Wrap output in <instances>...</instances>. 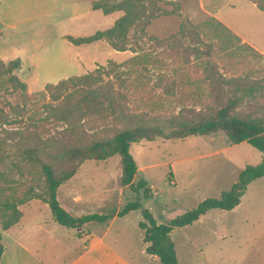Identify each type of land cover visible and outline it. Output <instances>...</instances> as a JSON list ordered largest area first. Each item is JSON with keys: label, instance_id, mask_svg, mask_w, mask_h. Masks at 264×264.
<instances>
[{"label": "rangeland", "instance_id": "rangeland-1", "mask_svg": "<svg viewBox=\"0 0 264 264\" xmlns=\"http://www.w3.org/2000/svg\"><path fill=\"white\" fill-rule=\"evenodd\" d=\"M95 1L0 0V59H20L21 69L16 74L25 84V95L35 96L49 84L115 64L121 65L114 68L115 72L129 70L122 74L125 82L115 87L123 94L128 92L125 112L135 121L166 124L172 119L210 116L231 98L234 86L224 82L231 79L259 86L253 95L237 93L240 102L232 114L264 118V11L254 0H145L149 12L156 15L143 31L135 27L130 30L132 47L126 51L115 50L106 39L84 44L69 39L106 31L125 14L121 10L104 14L93 9ZM17 4L26 10L16 22H9L4 12L8 5ZM135 57L136 61L128 63ZM29 103L22 122L0 127V158L11 155L22 164L23 174L11 169L9 161H1L0 171L13 180L10 196L21 202L18 207L22 213L26 211L25 228H33L39 220L46 226L54 222L50 230H55V236L76 238L78 231L89 230L86 224L77 229L62 227L54 221L47 204L27 198L24 192L30 183H37L39 189L44 184L35 180L39 168L22 163L19 154L30 146L43 147L42 153H56L61 145H86L125 124L94 115L72 127L61 122L35 127L27 119L35 113ZM51 144L57 148L47 147ZM131 148L141 165L134 182L146 179L152 197L146 199L142 190L138 193L121 184V160L114 155L106 160L63 165L76 168V173L60 185L57 198L75 217L91 212L115 214L127 202L139 199L142 207L117 218L106 238L133 264H161L145 252L139 228L143 209L149 210L158 223L168 222L204 199L220 197L247 165L256 166L263 157L249 143L234 145L221 132L142 140L132 143ZM90 197L104 203L88 208ZM33 203L38 206L29 208ZM92 224V232L102 231L101 225ZM33 233L30 231L31 236ZM41 236L49 240V235ZM171 236L179 264H264V176L248 186L234 209L210 210L192 225L175 227ZM73 248H62L59 257L52 256L53 264H62Z\"/></svg>", "mask_w": 264, "mask_h": 264}, {"label": "trees", "instance_id": "trees-1", "mask_svg": "<svg viewBox=\"0 0 264 264\" xmlns=\"http://www.w3.org/2000/svg\"><path fill=\"white\" fill-rule=\"evenodd\" d=\"M144 1H95L92 5L93 9H101L104 14L117 10L124 11L125 14L106 31H97L86 38L69 39L75 44L106 39L117 51L130 49L132 47L129 40L130 30L135 27L143 31L156 15L152 11L149 12ZM254 1L259 9L264 11V0ZM134 61L136 57L128 63ZM115 67H121V65L98 67L83 76L68 78L57 84H49L40 94L27 96L25 95V84L16 74L21 69L20 59L8 62L0 59V127L5 124L22 122L25 111L30 106L29 102L34 107L35 113L29 115L27 119L29 124L35 127L54 122H61L72 127L94 115L108 116L119 124H125L124 127L110 132L106 137L93 140L86 145H61L59 146L60 151L56 153H42L43 147L30 146L19 154L22 163L26 161L39 168L38 177H35V180L40 179L44 184V187L39 189L35 185L37 183H30L24 192L25 195L28 199H39L47 204L54 221L68 229L81 228L91 222L106 223L113 218V214L92 213L75 217L66 211L57 198V191L61 184L75 175L76 168L66 169L63 165L72 162L81 163L85 160H106L118 155L122 169L121 184L138 193L142 190L144 198L149 199L152 197V189L148 182L145 179L134 182L138 166L130 151L132 143L142 140L154 141L157 138L184 139L218 132L223 133L232 144L249 143L255 150L262 153L261 162L256 166L247 165L239 173L237 181L228 190L223 191L220 197L204 199L195 208L165 223H158L149 210H142L143 220L139 222V228L143 232L145 252L157 257L161 264H179L175 243L171 236L173 229L192 225L213 209H234L241 203L248 186L264 176V118L246 119L243 116L232 114V110L240 102V97L236 96L237 93L253 95L259 86L246 84L238 79L224 80L225 83L234 86L231 98L226 104L216 108L212 115L200 117L197 120L172 119L166 124L146 119L135 121L125 112L128 108L125 104L128 92L123 94L115 87L116 83L125 82L122 74H128L129 70L125 73H118L114 71ZM11 99L15 100V103ZM5 108L13 112L9 114ZM47 147L57 148L56 144ZM1 161H9L8 165L11 169H17L21 175L23 174L22 164L14 160L11 155L0 158V163ZM12 181L8 175L0 171V198L4 197V200L0 201V259L4 250L1 231H6L16 225L23 216L18 207L21 202L13 200L10 196L15 187L11 184ZM141 207L139 199L129 201L118 211L117 216L124 217Z\"/></svg>", "mask_w": 264, "mask_h": 264}, {"label": "crops", "instance_id": "crops-1", "mask_svg": "<svg viewBox=\"0 0 264 264\" xmlns=\"http://www.w3.org/2000/svg\"><path fill=\"white\" fill-rule=\"evenodd\" d=\"M23 10H26V7L21 4L12 5L10 7L8 5L4 12V16L9 18V22L14 23L20 17ZM19 25L20 24H18L17 27ZM131 149L130 146V151L135 159L134 152ZM135 161L138 166V173L141 165H138L137 159H135ZM94 203H98L99 206L104 203V200L102 199V201L98 200L96 202L95 197H90L87 202L88 208ZM32 206L38 205L33 203L29 208ZM25 212L16 225L6 231H1L4 250L0 259V264H45L44 262H47V264H53L55 259L52 258V256L56 255L59 257L60 253H63L64 251L62 248L66 249L68 247L69 249L70 247L74 248L62 264H133L127 257L118 254L117 251L106 241L109 231L116 219L119 218L117 216L118 211L115 214L113 213V218L108 222L98 223L102 227L100 233L91 231L90 227L93 226L92 223H96L91 222L86 224L89 230L85 233L78 231V236L76 238H74L73 235L70 237L68 236L67 238L64 236L59 238L58 236H55V230H50L53 229L52 226L54 225V222L52 225L46 226L39 220L33 223V228H25L26 225L23 224L25 220ZM89 214H92V212ZM30 231L34 232L33 236H31ZM37 232H39L38 237ZM42 233L47 236L49 235V240L43 239L41 236ZM65 240H68L70 243L71 241H74L75 243L65 245L67 243ZM46 248L47 253H43Z\"/></svg>", "mask_w": 264, "mask_h": 264}]
</instances>
